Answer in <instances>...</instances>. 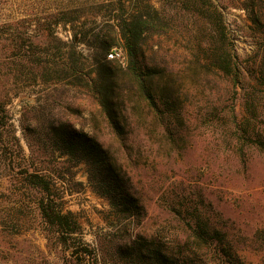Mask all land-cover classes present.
<instances>
[{"label": "rangeland", "instance_id": "rangeland-1", "mask_svg": "<svg viewBox=\"0 0 264 264\" xmlns=\"http://www.w3.org/2000/svg\"><path fill=\"white\" fill-rule=\"evenodd\" d=\"M180 1L146 0L167 16L174 31L172 37L148 44H159L161 54L167 51L166 60L179 70L190 46L218 41L232 50L243 72L212 75L204 84L179 74L183 106L175 135L167 134L143 107L129 109L132 147L122 161L145 206L138 227L123 229L109 200L89 183L84 162L65 173V179L55 175L65 209L76 213L81 237L96 252L95 258L82 260L43 228L39 194L20 180L24 162L15 138L30 161L49 171L56 167L48 143L51 124L83 127L117 148L93 100L65 71L70 63L65 43L72 28L102 26L120 13L119 3L0 0V100L14 126L0 133V264H127L119 259V246L136 236L183 241L190 231L187 222L198 218L218 227L223 242H230L245 263L264 264V0H206L212 22ZM109 2H116V11ZM217 18L224 39L213 34ZM77 49L89 68V47ZM55 155L62 168L67 156L59 150ZM178 248L176 244L174 251ZM205 252L199 251L197 264H213Z\"/></svg>", "mask_w": 264, "mask_h": 264}, {"label": "trees", "instance_id": "trees-1", "mask_svg": "<svg viewBox=\"0 0 264 264\" xmlns=\"http://www.w3.org/2000/svg\"><path fill=\"white\" fill-rule=\"evenodd\" d=\"M205 1L181 0L180 4L212 22ZM113 2L109 3L116 11L118 5ZM118 3L120 13L95 28H87L85 23L73 26L72 38L65 43L70 56L65 71L76 82L75 86L83 87L93 100L115 137L117 148L104 144L93 131L83 127L66 122L51 124L47 128L48 143L53 149L51 159H55L56 167L49 171L30 161L20 140L15 138L24 162L19 172L20 180L24 187L39 194L37 205L43 228L52 231L59 243L73 248L72 254L82 260L87 256L95 258L96 252L81 237L82 227L76 213L65 209L62 194L54 186L55 175L65 179V173L84 162L88 166L89 183L109 200L113 213L124 222L123 229L138 227L144 220L145 206L122 161L132 147L127 123L129 109L143 107L164 124L167 134L175 135L182 114L180 106H183L179 74L195 77L204 84L212 75L237 77L243 72L232 50L218 41L209 44L198 41L190 46L183 67L176 70L166 60L167 51L163 55L159 44L154 47L148 44L155 38L174 35L167 16L146 0H130L128 4L118 0ZM214 22L213 34L224 39L226 33L220 18ZM81 44L89 47V68L82 62L77 49ZM117 50L120 57H109ZM133 102L145 106H130ZM6 127L9 131L14 128L6 103L0 100V133ZM54 150L67 156L60 162L64 165L62 168L57 167L58 156ZM51 159L47 160L48 165ZM187 225L190 231L179 242L161 240L155 235L150 238L136 236L129 244L118 247L119 259L127 264H197L199 251L204 249L213 264H247L232 250L230 242H223V233L218 227L201 218ZM176 244L179 248L175 252Z\"/></svg>", "mask_w": 264, "mask_h": 264}, {"label": "built area", "instance_id": "built-area-1", "mask_svg": "<svg viewBox=\"0 0 264 264\" xmlns=\"http://www.w3.org/2000/svg\"><path fill=\"white\" fill-rule=\"evenodd\" d=\"M120 57V53L119 52H115L114 54H110L109 57Z\"/></svg>", "mask_w": 264, "mask_h": 264}]
</instances>
